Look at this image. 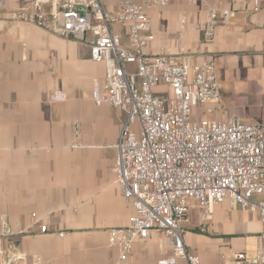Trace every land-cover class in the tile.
I'll list each match as a JSON object with an SVG mask.
<instances>
[{
  "label": "crops",
  "instance_id": "crops-1",
  "mask_svg": "<svg viewBox=\"0 0 264 264\" xmlns=\"http://www.w3.org/2000/svg\"><path fill=\"white\" fill-rule=\"evenodd\" d=\"M6 1L0 10V264L12 254H24L18 264H158L171 255L158 231L135 243L124 262L110 245L109 231L128 224L133 208L114 173L127 114L93 99L105 64L92 60L88 40L14 22L12 13L33 0ZM205 1L236 16L207 40L199 29L207 9L172 0L150 12L156 35L150 51L182 45L193 53L191 63L213 58L224 112L204 116L264 127V7L255 12L247 0ZM201 213L192 202L184 235L201 264H234L233 252L256 255L263 232L257 212L226 201L214 207L209 223Z\"/></svg>",
  "mask_w": 264,
  "mask_h": 264
},
{
  "label": "built area",
  "instance_id": "built-area-1",
  "mask_svg": "<svg viewBox=\"0 0 264 264\" xmlns=\"http://www.w3.org/2000/svg\"><path fill=\"white\" fill-rule=\"evenodd\" d=\"M171 1L33 0L11 16L17 23L88 40L92 60L106 66L104 80L94 81L93 99L127 114L115 146L114 173L133 215L128 224L109 231L120 262L128 259L135 243L158 231L171 249L158 264H201L184 239L191 203L202 209L201 221L209 223L214 207L229 201L257 212L263 224L256 255L233 252L230 257L234 264H264V127L244 124L239 117L204 116L224 112L213 58L191 63L193 53L182 45L176 51L172 46L160 54L150 51L156 40L150 12ZM190 1L208 11L199 27L207 40L215 37L220 23L236 16L234 10L205 0ZM247 2L255 12L264 7V0ZM7 8V1L0 0V10ZM186 22L184 16L182 29ZM158 89L169 90L171 96L156 95ZM75 131L79 133L77 126ZM48 230L40 226L42 233ZM4 234L11 232L5 229ZM2 250L0 240L3 256ZM24 257L12 254L1 264H18Z\"/></svg>",
  "mask_w": 264,
  "mask_h": 264
},
{
  "label": "rangeland",
  "instance_id": "rangeland-1",
  "mask_svg": "<svg viewBox=\"0 0 264 264\" xmlns=\"http://www.w3.org/2000/svg\"><path fill=\"white\" fill-rule=\"evenodd\" d=\"M155 94L156 95L165 96V97H168V98L171 96V92L169 90H167V89H165L164 91H162L161 89H158L157 91H155ZM197 118H198V116L196 115L194 117V119H197Z\"/></svg>",
  "mask_w": 264,
  "mask_h": 264
}]
</instances>
